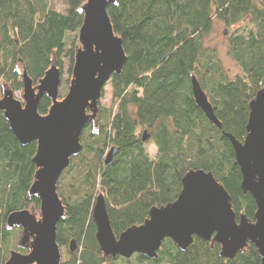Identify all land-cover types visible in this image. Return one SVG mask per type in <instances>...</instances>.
<instances>
[{
  "label": "trees",
  "instance_id": "trees-1",
  "mask_svg": "<svg viewBox=\"0 0 264 264\" xmlns=\"http://www.w3.org/2000/svg\"><path fill=\"white\" fill-rule=\"evenodd\" d=\"M84 1L63 0L59 9L50 0H0V94L2 84L14 93L22 90L23 71L36 82L53 55L62 74L61 91H67ZM107 14L126 62L107 83L110 106L98 104V131L85 125L81 152L58 179L65 207L56 225L60 264H260L252 244L227 260L218 245L196 237L184 252L163 240L154 260L139 254L104 258L92 210L101 195L118 237L141 225L151 208L173 202L186 172L202 170L223 185L236 219L254 221L255 203L240 189L242 176L228 136L243 141L249 103L264 87V0H115ZM214 25L224 29L226 54L238 69L233 77L217 49L207 45ZM192 77L220 128L195 105ZM49 106L43 96L38 112L46 114ZM144 132L148 139L143 142ZM110 149L115 154L105 168ZM35 151V143H18L0 112V264L11 251L25 254L17 248L20 230H7L6 218L39 207L38 199L28 195Z\"/></svg>",
  "mask_w": 264,
  "mask_h": 264
},
{
  "label": "water",
  "instance_id": "water-1",
  "mask_svg": "<svg viewBox=\"0 0 264 264\" xmlns=\"http://www.w3.org/2000/svg\"><path fill=\"white\" fill-rule=\"evenodd\" d=\"M115 0H85L80 6L83 20L78 31L67 92L60 96L62 74L53 55L44 75L34 82L20 73L21 100L10 85H1L0 112L11 133L22 146L35 143L31 160L35 172L28 195L39 201L9 214L7 230L19 229L17 248L4 264H60L56 225L65 216V207L57 193L62 172L71 158L81 152L80 137L90 123L98 131L99 101L113 74L119 75L126 62L121 38L113 31L107 7ZM195 105L217 128L220 123L198 82L191 78ZM50 101L46 114L38 112L41 98ZM242 181L240 189L255 203L254 221L236 219L231 198L212 173L190 170L181 179L177 198L165 206L153 207L148 218L118 237L112 231L104 198L98 195L92 210L95 239L104 258L129 259L135 254L154 260L165 239L182 252L196 237L220 247V256L229 260L252 244L264 264V87L249 103L246 135L242 142L228 136ZM148 136L143 133L142 141ZM115 154L110 149L104 160L107 168ZM74 251L75 243H69Z\"/></svg>",
  "mask_w": 264,
  "mask_h": 264
},
{
  "label": "rangeland",
  "instance_id": "rangeland-1",
  "mask_svg": "<svg viewBox=\"0 0 264 264\" xmlns=\"http://www.w3.org/2000/svg\"><path fill=\"white\" fill-rule=\"evenodd\" d=\"M50 1L53 5H55L59 9L64 8L63 0H50ZM207 45L217 49L218 56L220 58L223 68L226 70L229 76L233 77L238 72V69L226 54L224 29L221 26L214 25L212 33L207 41ZM66 92H67L66 90L62 92L61 88H59V94L61 97L64 96V93ZM14 95L17 99L21 100V91L15 92ZM99 103L103 107H109L111 104V92L108 84L104 87L103 97H101ZM148 151L151 154L155 152V148L152 143L149 144Z\"/></svg>",
  "mask_w": 264,
  "mask_h": 264
}]
</instances>
